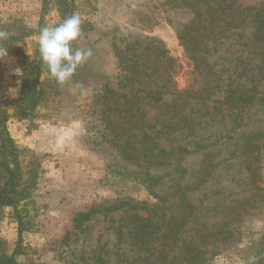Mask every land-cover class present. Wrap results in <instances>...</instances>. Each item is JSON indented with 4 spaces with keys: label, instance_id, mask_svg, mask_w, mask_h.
<instances>
[{
    "label": "rangeland",
    "instance_id": "rangeland-1",
    "mask_svg": "<svg viewBox=\"0 0 264 264\" xmlns=\"http://www.w3.org/2000/svg\"><path fill=\"white\" fill-rule=\"evenodd\" d=\"M262 2L239 0L246 7ZM75 6L82 17L85 35L74 46L90 48L93 55L63 85L49 76L46 67L40 79L44 96L29 118L16 116L21 61L16 55L0 51V104L10 117L8 131L22 152L23 165L32 160L40 164L37 190L23 212L28 231L23 235L20 264H93L99 253H108L111 264H117L120 228L131 213L125 209L99 213L80 229L76 228L75 217L120 201L158 203L149 189L139 183L141 173L154 170H142L137 164L124 161L103 135L104 127L98 118L101 92L106 87L119 89L118 48L138 38H160L179 61L176 89L194 93L202 86L201 77L195 73L189 53L175 31V27L186 26L193 19L190 11L171 9L166 0H75ZM250 13L231 39L215 47L214 64L217 63L215 71L220 75L219 85H227L228 79L237 89L245 85L246 78L254 79L250 87L255 85L252 89L257 99L249 102L242 112L234 110V119L231 111L221 106V114L212 126H206L203 140L206 145L214 144L208 151L218 153L219 167L214 178L189 194L197 212L192 230L184 231L181 238L187 241L191 235L237 225L235 247L219 255L214 264H253L264 238V202L258 208L251 205L255 196L264 194V141L259 152L248 151L246 141L257 133L264 134V107L258 102L264 95V81L257 83L259 78L252 76L256 75L254 68L259 62L258 56H253L254 47L261 44L254 46ZM60 21V14L51 4L43 10V0H0V29L11 34L20 26L32 31L18 43L21 52L30 59H34L39 48L40 29ZM224 90L217 88L215 92L219 94L211 95V99L222 100ZM190 100L187 108L194 112L192 116L205 115L215 105L197 97ZM167 148L171 149V144ZM205 152L187 156L179 167L166 172L183 171L185 183L192 181L201 169ZM253 174L259 175L257 182ZM163 181L170 186L175 182L168 175ZM174 203L163 205L165 214H176ZM244 210L248 215L241 221L238 217ZM18 227L14 211L4 208L0 214V258L11 255L15 249Z\"/></svg>",
    "mask_w": 264,
    "mask_h": 264
},
{
    "label": "trees",
    "instance_id": "trees-1",
    "mask_svg": "<svg viewBox=\"0 0 264 264\" xmlns=\"http://www.w3.org/2000/svg\"><path fill=\"white\" fill-rule=\"evenodd\" d=\"M166 1L171 9H185L193 14V19L186 26H177L175 31L181 45L189 53L195 73L201 77L202 86L194 93H181L176 89L179 61L160 38H138L117 49L119 89L106 87L101 92L97 101L98 118L104 127L103 135L108 137L109 143L124 161L137 164L142 170H154V173H141L143 177L139 178V183L149 189L158 203L120 201L104 208L90 209L74 219L76 228L80 229L99 213L110 214L124 209L131 213L128 222L120 228L117 264H214L219 255L235 247L233 245L238 241L237 225H229L217 232L191 235L187 241L181 238L184 231L192 230L197 212L189 194L214 178L219 167L216 160L218 153L208 151L214 144L206 145L203 140L206 126H212L213 120L221 114V106L227 107L234 119V110L242 112L249 102L257 99L252 89L255 85L250 87L254 79L246 78L245 85L237 89H234V82L228 79L226 86L219 85L220 75L215 71L217 63L214 64L217 59L215 47L231 39L251 12L254 46L261 44L258 48L254 47L253 56L257 55L259 62L254 68L257 73L252 76L259 78L257 83L263 82L264 3L246 7L239 0ZM49 4L60 14V23L77 10L75 0H43V10ZM31 32L20 26L8 40L0 41V51L16 55L21 61V92L16 102V116L20 119L29 118L44 96L40 79L47 66L40 57L39 48L34 59H30L18 46ZM217 88L220 91L226 88V91L222 100L213 101L211 95H215ZM196 97L203 102H214L212 111L192 116L194 112L187 107L190 99ZM258 102L264 107V95ZM9 119L0 104V214L4 208H11L19 226L16 247L11 255L0 258V264H20L18 257L22 254L23 235L28 231L23 212L37 190L40 164L32 160L23 165L22 152L8 131ZM246 141L249 142L248 151L259 152L264 134L257 133ZM169 144L171 149L167 148ZM200 151H206L205 158L192 181L185 183L183 171L182 174L180 170H173L175 174L166 172L171 167H179L187 156ZM166 175L172 176V181H175L171 186L166 184L170 183L168 178L165 183L163 181ZM253 175L257 182L259 175ZM171 201H175L177 212L169 216L165 214L163 205ZM263 202L264 194L262 197L255 196L251 205L258 208ZM22 203L25 207L19 208ZM247 215V210H244L238 218L243 221ZM180 242L182 246H179ZM261 242L253 264H264V238ZM176 248H179V253H176ZM108 256V253H99L93 264H111Z\"/></svg>",
    "mask_w": 264,
    "mask_h": 264
},
{
    "label": "clouds",
    "instance_id": "clouds-1",
    "mask_svg": "<svg viewBox=\"0 0 264 264\" xmlns=\"http://www.w3.org/2000/svg\"><path fill=\"white\" fill-rule=\"evenodd\" d=\"M83 20L74 12L55 26H44L38 36L39 53L47 66L48 74L59 84L70 82L77 69L92 55V49H81L74 45L84 37ZM12 34L0 29V41H6ZM30 56V54L28 53Z\"/></svg>",
    "mask_w": 264,
    "mask_h": 264
}]
</instances>
